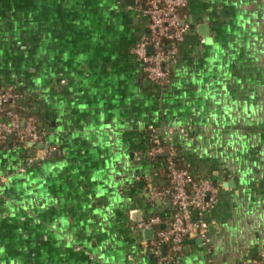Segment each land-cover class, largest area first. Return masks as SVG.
Segmentation results:
<instances>
[{"label": "crops", "instance_id": "0c3cea01", "mask_svg": "<svg viewBox=\"0 0 264 264\" xmlns=\"http://www.w3.org/2000/svg\"><path fill=\"white\" fill-rule=\"evenodd\" d=\"M181 17L156 85L132 52L148 23L135 0H0V89L44 133L0 143V264H164L136 225L173 216L152 198L169 185L154 139L218 188L209 242L187 236L168 264L264 257V0H187Z\"/></svg>", "mask_w": 264, "mask_h": 264}, {"label": "built area", "instance_id": "2783aa9c", "mask_svg": "<svg viewBox=\"0 0 264 264\" xmlns=\"http://www.w3.org/2000/svg\"><path fill=\"white\" fill-rule=\"evenodd\" d=\"M186 4L187 0H135V7L147 16L148 23L146 34L135 44L132 52L141 62L146 77L156 85L167 82L170 64L178 55V44L188 30L189 24L181 17ZM21 96L12 88L0 89V143L10 135L34 145L43 142L44 133L35 116L22 115L15 109ZM56 150L55 146L48 145L32 153L27 165L49 157ZM145 154L153 159L163 156L169 185L153 192L152 198L169 197L174 210L172 218L163 227L160 226L162 220L159 215L145 218L136 225L140 229L155 228L150 244L159 261L168 264L178 258L187 236H198L205 243L209 242L208 224L201 215L215 207L218 188L210 179L196 177L187 167L179 165L178 149L174 145H165L154 139ZM3 181L0 177V196ZM238 264H264V257Z\"/></svg>", "mask_w": 264, "mask_h": 264}, {"label": "water", "instance_id": "95a60500", "mask_svg": "<svg viewBox=\"0 0 264 264\" xmlns=\"http://www.w3.org/2000/svg\"><path fill=\"white\" fill-rule=\"evenodd\" d=\"M12 135H10L9 137H11ZM41 144V142L39 143ZM196 212V210H195ZM165 224H162L161 226L163 227ZM142 232L144 233L145 237L147 239H153L154 235H155V228L154 227H150V228H143ZM190 236H194V235H190Z\"/></svg>", "mask_w": 264, "mask_h": 264}, {"label": "trees", "instance_id": "16d2710c", "mask_svg": "<svg viewBox=\"0 0 264 264\" xmlns=\"http://www.w3.org/2000/svg\"><path fill=\"white\" fill-rule=\"evenodd\" d=\"M15 109H16L17 111H19V112H22L17 106L15 107ZM22 115H23V114H22ZM16 140H17V142H23V140L20 139V138H18V137H16ZM177 162H178L179 165L183 166V164L181 163L180 160H177Z\"/></svg>", "mask_w": 264, "mask_h": 264}]
</instances>
